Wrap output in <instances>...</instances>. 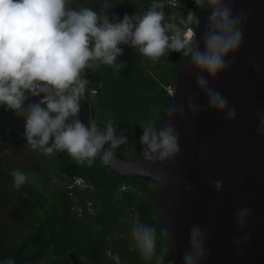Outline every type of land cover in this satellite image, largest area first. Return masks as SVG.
<instances>
[{
    "label": "clouds",
    "instance_id": "1",
    "mask_svg": "<svg viewBox=\"0 0 264 264\" xmlns=\"http://www.w3.org/2000/svg\"><path fill=\"white\" fill-rule=\"evenodd\" d=\"M194 3L207 12V23L199 33L189 27H199L194 11L189 10L186 18L170 16L166 21L162 0H153L142 15L125 14L122 19H110L103 10L74 7L73 0H0V107L23 119V138L30 150L44 156L66 153L76 164L91 167L96 159L109 163L121 146L135 149V144H128L125 131L117 135L112 119L101 128L95 119L85 124L79 118L90 82L86 70L94 73L107 67L118 74L127 66L118 60L124 54L122 45L153 63L167 52L182 53L187 58L188 74L206 97L209 110L223 113L227 120L236 119V109L229 107L227 97L212 88L210 81H216L234 64L243 44L247 15L234 12L232 0ZM186 107L187 112L198 114L201 106L189 96ZM177 116L187 119L184 102L169 107L159 128L152 120L140 122L139 144L145 161L164 163L179 155ZM258 119L257 133L264 137V113H258ZM11 175L17 190L30 182L29 175L20 169ZM31 183H35L34 175ZM213 187L220 190L222 182L215 181ZM250 217L249 207L236 210L241 228ZM130 236L129 248L143 260L155 258V264H165L163 253L157 254L156 225L135 223ZM206 257V235L199 225H193L182 264H203ZM0 264L15 261L9 256Z\"/></svg>",
    "mask_w": 264,
    "mask_h": 264
},
{
    "label": "water",
    "instance_id": "2",
    "mask_svg": "<svg viewBox=\"0 0 264 264\" xmlns=\"http://www.w3.org/2000/svg\"><path fill=\"white\" fill-rule=\"evenodd\" d=\"M192 7V0H174ZM234 12L247 15L244 39L234 64L216 81L218 89L236 109V119L210 111L206 97L199 93L188 74L183 57L176 76V94L163 110L157 128L173 103H185L187 119L177 116L179 155L173 161L149 163L143 152L135 159L115 153L100 165L121 179L151 180L156 194L154 215L164 230L169 258L182 264L189 248V228L199 225L206 235L207 257L203 264H264V137L257 133L258 113H264V0H232ZM199 33L207 23L206 10L195 7ZM172 61L180 53L170 54ZM91 76H87L90 81ZM193 96L200 112H187L186 102ZM80 119L87 124L92 110L81 102ZM106 147V146H105ZM163 178V179H162ZM215 181L222 187L216 190ZM247 206L251 217L241 228L236 210ZM245 236L248 237L247 242ZM70 264H81L73 253Z\"/></svg>",
    "mask_w": 264,
    "mask_h": 264
},
{
    "label": "trees",
    "instance_id": "3",
    "mask_svg": "<svg viewBox=\"0 0 264 264\" xmlns=\"http://www.w3.org/2000/svg\"><path fill=\"white\" fill-rule=\"evenodd\" d=\"M122 1L128 2L126 9L140 13H144L153 2ZM81 2L79 6L97 11L93 0ZM162 2L166 17L186 18L189 10L195 12V3L190 8L176 1L174 6L169 0ZM189 27L194 29V24ZM121 47L124 54L118 60L126 62L127 66L116 75L107 67L94 73L86 70V77L91 78L84 99L99 127L103 128L104 123L112 119L117 126V135L123 130L128 144H135L134 150L124 145L115 153L135 159L143 152L139 144L142 135L139 124L152 120L157 128L163 110L171 101L166 87L175 85L184 56L180 53V59L173 62L170 58L172 52H167L153 63L138 56L134 50L131 53L128 46ZM6 116V123H1ZM22 123V118L0 107V140L22 144L25 141ZM15 169L29 175L30 182L19 190L14 187L11 175ZM2 173L8 200L20 209L22 218L18 220L19 232L1 242L0 260L11 256L15 264H70L69 255L73 253L80 260L96 259L98 263L107 258L106 252L111 251L128 264H144L140 254L129 248L131 241L128 237L132 227L129 219L132 217L137 223L157 226V254L162 252L165 261L169 258L164 230L154 215L156 187L153 181L121 179L96 160L88 167L76 164L66 153L44 156L38 151H34L32 168L7 165L2 167ZM33 175L35 183H31ZM74 178L83 179L91 189L69 191L67 185ZM122 186L126 189L119 191ZM87 202L92 203L95 213L85 212L82 218H76L71 207L76 204L85 211ZM109 262L112 264L113 261ZM150 264H155V258Z\"/></svg>",
    "mask_w": 264,
    "mask_h": 264
},
{
    "label": "rangeland",
    "instance_id": "4",
    "mask_svg": "<svg viewBox=\"0 0 264 264\" xmlns=\"http://www.w3.org/2000/svg\"><path fill=\"white\" fill-rule=\"evenodd\" d=\"M96 10L108 12L110 19L119 17L123 18L125 14L133 15L135 13L143 14L140 11H131L126 9L128 2L122 0H93ZM92 2V4H93ZM123 2V3H121ZM75 7L82 5L81 0H73ZM124 6L125 8H121ZM174 6V5H172ZM169 17V16H168ZM166 17V21L168 19ZM131 53L135 50L128 47ZM134 50V51H133ZM7 111V110H6ZM7 116L1 120V123H6ZM21 129H24V123L21 125ZM3 162V164H2ZM12 165L21 168L30 169L34 165V151L26 145V140L21 143H10L4 139L0 140V249L1 242L8 237L15 236L19 232V218H22V213L16 205L12 204L7 197V185L4 182L2 167ZM131 226H135L136 219L134 217L129 219ZM131 231V230H130ZM128 240L131 241L129 232ZM106 259L102 258L101 262L97 263L96 259H81V264H111L109 261H113L112 264H128L121 260L117 254H113L111 251L106 252ZM152 261H145L144 264H150Z\"/></svg>",
    "mask_w": 264,
    "mask_h": 264
},
{
    "label": "built area",
    "instance_id": "5",
    "mask_svg": "<svg viewBox=\"0 0 264 264\" xmlns=\"http://www.w3.org/2000/svg\"><path fill=\"white\" fill-rule=\"evenodd\" d=\"M169 2H170V0H169ZM174 2H170V4L174 5ZM166 91H167V94L171 98L174 97V95L176 94V85L166 87ZM75 188H77L79 190H90L91 186L89 184H87L81 178H74L70 183H68L67 189L69 191H72ZM125 189H126V187L122 186V187H120L119 191H124ZM69 195L72 197V192H70ZM71 211L75 214L76 218H82L84 216L85 212L88 214H91V215H93L95 213L91 202L86 203V210L85 211L83 208L77 206L76 204H74L71 207ZM165 264H179V263L174 261V259H172V258H167V260L165 261Z\"/></svg>",
    "mask_w": 264,
    "mask_h": 264
},
{
    "label": "flooded vegetation",
    "instance_id": "6",
    "mask_svg": "<svg viewBox=\"0 0 264 264\" xmlns=\"http://www.w3.org/2000/svg\"><path fill=\"white\" fill-rule=\"evenodd\" d=\"M33 101H35V100H33ZM113 263V262H112Z\"/></svg>",
    "mask_w": 264,
    "mask_h": 264
}]
</instances>
